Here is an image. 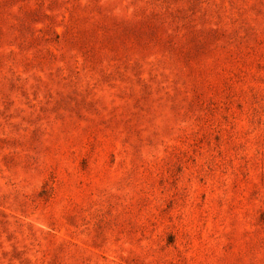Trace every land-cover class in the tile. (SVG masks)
<instances>
[{
  "label": "rangeland",
  "instance_id": "obj_1",
  "mask_svg": "<svg viewBox=\"0 0 264 264\" xmlns=\"http://www.w3.org/2000/svg\"><path fill=\"white\" fill-rule=\"evenodd\" d=\"M0 264H264V0H0Z\"/></svg>",
  "mask_w": 264,
  "mask_h": 264
}]
</instances>
